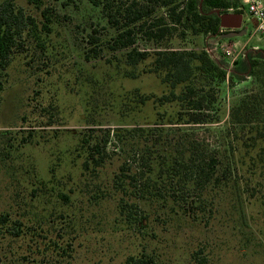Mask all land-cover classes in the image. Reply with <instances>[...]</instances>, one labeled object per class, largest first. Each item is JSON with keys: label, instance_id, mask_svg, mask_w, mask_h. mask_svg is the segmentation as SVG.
Instances as JSON below:
<instances>
[{"label": "rangeland", "instance_id": "374dc122", "mask_svg": "<svg viewBox=\"0 0 264 264\" xmlns=\"http://www.w3.org/2000/svg\"><path fill=\"white\" fill-rule=\"evenodd\" d=\"M20 3L35 12L25 0ZM47 3L59 14L57 23L48 33L28 37L0 76V264H125L141 251L159 264H264V141L251 144L254 131L237 126L235 133L229 122L232 105L258 88L255 78L246 72L216 89L222 121H178L184 117L181 105L156 108L158 96L168 93L161 77L147 63L128 66L126 49H111L116 30L101 7L89 0ZM242 14V35L224 38V30L183 36L179 27L160 42L138 35L135 46L150 52L209 49L231 72L238 65L225 55L226 47L236 61L264 59V34L255 32L247 9ZM92 35L103 51L87 59ZM131 92L151 95L152 102L125 104ZM114 130H123L120 141ZM183 131L199 134L230 162L229 185L210 191L212 213L147 205L146 218L127 223L111 183L119 165L125 157L133 163L132 150L144 148L151 134L176 144ZM85 134L109 140L98 176L82 175L85 154L77 148Z\"/></svg>", "mask_w": 264, "mask_h": 264}, {"label": "trees", "instance_id": "16d2710c", "mask_svg": "<svg viewBox=\"0 0 264 264\" xmlns=\"http://www.w3.org/2000/svg\"><path fill=\"white\" fill-rule=\"evenodd\" d=\"M25 1L35 8V12L21 4L20 0H0L1 77L8 69L9 63L26 44V39L39 37L40 33H48L59 17L55 7L48 4L47 0ZM89 1L94 6L102 8L108 23L116 30L111 38V49L114 51L126 49L124 55L128 66L136 67L147 63L149 71L161 77L168 93L158 96L156 108L159 109L168 103L181 105L183 110L180 112L184 117H179L178 121L189 120L193 123L222 121L225 111L223 114L219 112L216 89L224 83L233 85L234 81L246 72L253 76L258 82V88L241 96L232 105L229 110V122L235 133L238 127L244 129L248 126L250 132L253 130L251 144H256L258 139L264 141V59L249 56L245 60H237L236 70L228 73L206 49L167 48L150 52L139 50L135 46L138 35L160 42L170 38L179 27L183 36L186 33L223 35L221 19L215 10L227 13L228 9L234 6L232 8L235 12L243 13L244 9H239L240 0ZM91 39L94 46L86 50L87 59L97 57L103 51L99 43H94L98 38L92 35ZM2 82L1 78L0 89ZM128 98L126 95L125 104L133 103L138 107L147 105L153 99L151 95L135 92L129 93ZM210 111H214L215 114ZM170 121L176 119L171 118ZM137 130L146 133L156 131L155 128ZM114 131H116L114 137L120 141V135L124 134L123 130ZM231 133L227 135L230 136ZM107 135L109 139L111 131ZM96 139L93 134H85L79 140L77 149L83 150L85 154L83 176H98L107 163L109 154L106 147L109 140L105 139L102 142ZM166 141L164 137L155 138L151 134L150 138L143 142L144 148L131 149L134 152L133 163L129 161L130 157H125L112 177V187L120 193L116 206L127 223L136 224L146 218L147 205L198 210L200 215H204L206 211L212 213L211 206L215 204L210 191L222 190L230 183V162L228 159L225 162L221 157L222 151L199 134L183 131L176 144L172 141L169 144ZM125 145L131 147L128 146V140ZM231 153H235L232 148ZM225 156L229 158L226 153ZM224 164L226 167H223ZM100 189L99 187L98 190ZM59 196L67 198L64 193ZM15 223L13 228L17 230L21 223L19 221ZM125 264L159 263L153 254L141 251L130 254Z\"/></svg>", "mask_w": 264, "mask_h": 264}, {"label": "built area", "instance_id": "2783aa9c", "mask_svg": "<svg viewBox=\"0 0 264 264\" xmlns=\"http://www.w3.org/2000/svg\"><path fill=\"white\" fill-rule=\"evenodd\" d=\"M241 5L239 9H247L255 23V32L264 34V0H240ZM229 11H233L234 8H229ZM225 29L221 28V32ZM217 36V35H214ZM207 50V49H206ZM226 56L232 57V64L235 63L237 56L228 47L223 49ZM228 71V70H227ZM230 73V71H228Z\"/></svg>", "mask_w": 264, "mask_h": 264}, {"label": "water", "instance_id": "95a60500", "mask_svg": "<svg viewBox=\"0 0 264 264\" xmlns=\"http://www.w3.org/2000/svg\"><path fill=\"white\" fill-rule=\"evenodd\" d=\"M216 13L219 14L220 16V19H221V23H220V27L222 29H237V28H240L242 27V24H243V14L242 13H230V12H227V13H221L219 9H216L215 10ZM231 19H234L235 22H230L229 20ZM246 31L243 30L241 33H234V32H231V33H228L225 37H232V36H237V35H242L244 34ZM207 51L209 52V54L211 55V57L219 64L221 65V57L219 55H212V53L210 52L209 49H207ZM217 59H215V58ZM222 68H224L225 70H227L226 67H224L223 65H221Z\"/></svg>", "mask_w": 264, "mask_h": 264}, {"label": "flooded vegetation", "instance_id": "af4514ba", "mask_svg": "<svg viewBox=\"0 0 264 264\" xmlns=\"http://www.w3.org/2000/svg\"><path fill=\"white\" fill-rule=\"evenodd\" d=\"M243 30H244L243 27H240V28H237V29H226L225 31L228 32V33H231V32L241 33Z\"/></svg>", "mask_w": 264, "mask_h": 264}, {"label": "crops", "instance_id": "0c3cea01", "mask_svg": "<svg viewBox=\"0 0 264 264\" xmlns=\"http://www.w3.org/2000/svg\"><path fill=\"white\" fill-rule=\"evenodd\" d=\"M230 13H238V12H235L234 10L233 11H229ZM230 22H235V20L234 19H231V20H229ZM243 25V24H242ZM226 30V29H225Z\"/></svg>", "mask_w": 264, "mask_h": 264}]
</instances>
